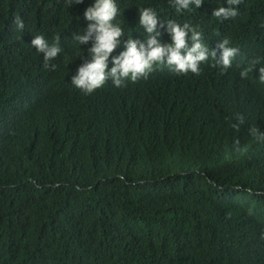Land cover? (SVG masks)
<instances>
[{
    "label": "trees",
    "instance_id": "obj_1",
    "mask_svg": "<svg viewBox=\"0 0 264 264\" xmlns=\"http://www.w3.org/2000/svg\"><path fill=\"white\" fill-rule=\"evenodd\" d=\"M90 3L0 0V264H264V0L179 13L116 0L122 39L143 38L139 9L152 7L161 43L171 19L209 54L195 73L157 62L86 93L71 78ZM219 6L234 15L214 18Z\"/></svg>",
    "mask_w": 264,
    "mask_h": 264
},
{
    "label": "clouds",
    "instance_id": "obj_2",
    "mask_svg": "<svg viewBox=\"0 0 264 264\" xmlns=\"http://www.w3.org/2000/svg\"><path fill=\"white\" fill-rule=\"evenodd\" d=\"M83 0H75L76 4ZM237 0H228L229 4L236 3ZM171 7L176 12L182 9L190 10L192 7H199L202 0H169ZM119 9L116 0H91L83 11V18L88 22L86 28L78 30L74 40L78 45L92 40L87 48L88 59L82 63L76 75L72 76V83L81 88L84 92H91L100 87L107 79H111L113 84L119 86L122 79L129 78L136 80L139 76L146 74L151 66L157 62H164L172 65L178 72L198 70V63L205 60L208 51L201 44L200 32L196 27L187 23L177 24L171 19L162 24L169 36V41L161 43L158 31V15L152 7H141L139 9L138 24L143 29V38L122 39L123 29L117 16ZM234 15V10L229 7L219 6L212 12L214 18ZM18 29L23 28V21L15 20ZM186 29L190 32L192 41L191 47L182 55L181 49L185 46ZM31 45L43 54L45 61L57 56L60 49L55 45H48L42 36H34ZM228 41L220 44L222 48L221 62L226 67L230 63L231 57L237 51L234 47H226ZM122 50L116 55H111L117 46ZM109 61L111 66L109 67ZM250 69L241 71L244 76ZM258 76L264 81V66L258 68Z\"/></svg>",
    "mask_w": 264,
    "mask_h": 264
},
{
    "label": "rangeland",
    "instance_id": "obj_3",
    "mask_svg": "<svg viewBox=\"0 0 264 264\" xmlns=\"http://www.w3.org/2000/svg\"><path fill=\"white\" fill-rule=\"evenodd\" d=\"M200 161L197 162V164L199 163Z\"/></svg>",
    "mask_w": 264,
    "mask_h": 264
}]
</instances>
